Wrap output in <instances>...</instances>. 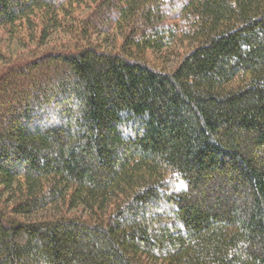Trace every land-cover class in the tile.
Masks as SVG:
<instances>
[{
  "label": "trees",
  "instance_id": "obj_1",
  "mask_svg": "<svg viewBox=\"0 0 264 264\" xmlns=\"http://www.w3.org/2000/svg\"><path fill=\"white\" fill-rule=\"evenodd\" d=\"M22 30L67 40L0 71V264H264V0H0Z\"/></svg>",
  "mask_w": 264,
  "mask_h": 264
},
{
  "label": "rangeland",
  "instance_id": "obj_2",
  "mask_svg": "<svg viewBox=\"0 0 264 264\" xmlns=\"http://www.w3.org/2000/svg\"><path fill=\"white\" fill-rule=\"evenodd\" d=\"M85 12V11H84ZM83 12V13H84ZM79 13L81 18L85 15ZM113 34H111L112 36ZM100 38V37H99ZM67 37L63 34H59L56 37L52 36L45 45L39 46L37 41L33 42L31 38L26 37L25 30H22V34L18 40H12L4 32H0V52H2V62H0V71L3 67L11 65L13 63H25L33 56H38L40 54L46 53L47 50H52L54 47L63 41H66ZM107 45H112L113 37H107ZM117 43V42H116ZM170 51H167L168 58L165 57V54L162 55H148L147 60L151 62V65L155 66L158 69H163L169 71L173 69L179 61V55L185 52L183 49H175L172 54H168Z\"/></svg>",
  "mask_w": 264,
  "mask_h": 264
}]
</instances>
